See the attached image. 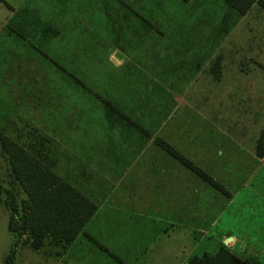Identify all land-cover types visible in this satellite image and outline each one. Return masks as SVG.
I'll return each instance as SVG.
<instances>
[{
	"label": "rangeland",
	"instance_id": "1",
	"mask_svg": "<svg viewBox=\"0 0 264 264\" xmlns=\"http://www.w3.org/2000/svg\"><path fill=\"white\" fill-rule=\"evenodd\" d=\"M138 1L0 0V131L79 189L94 193V201L103 205L102 212L108 216L104 237L117 234L126 239L153 238L154 242L174 240L178 263L192 250L198 255L215 252L219 245L215 246L218 240L213 235L229 236L226 231H216L220 226L210 221L218 219L217 207L227 206L230 198L219 195L222 190L191 175L180 163L170 177L172 167L162 156L155 158L157 151L151 147L141 150L148 137L144 140L140 130L126 124V118L111 115L115 107L105 100L133 120H141L149 131L159 129L160 137L174 129L191 132L187 146L212 148L217 165L207 169L218 184L231 189L253 176L251 189L264 197V69L250 65L247 75H236L227 60L223 85L195 69L189 86L183 80L175 81L174 89L184 99H164L167 93L158 84L169 85L174 80L167 75L168 56L163 53L169 39L160 41L163 45L154 56L152 39L159 32L175 31V25L178 33L186 27L192 32L215 28L218 8L206 11L210 0H160V8L152 6L155 0H143L142 6ZM167 16L175 17L177 23L157 22ZM200 16L208 17L209 25L186 23ZM125 51L132 61L125 56L126 62L116 66ZM224 53L226 56L230 50L224 49ZM255 57L263 59L260 54ZM135 60L144 61L143 66ZM145 68L168 80L159 76L156 83ZM150 110L153 114H143ZM254 143L255 157L251 151ZM204 155L211 163L209 152ZM10 172L0 145L2 196L14 194L20 202L27 195L13 183ZM255 202L257 207L264 206L257 198ZM157 207L160 217L169 221L153 222L139 214ZM191 207H209L213 215L207 216L203 228L208 234L197 249H192L198 243L197 234L192 245L189 231L205 222H197V218L183 221L188 217L167 214ZM11 214L0 202V264H8L13 248L18 252V264H109L98 260L95 252L90 253V262L89 252H85L86 257L75 263L69 254L64 260L50 255V247L33 249L23 242L20 231L9 230ZM227 215L230 219L231 214ZM148 224H154L149 233L145 232ZM100 247V256L114 258Z\"/></svg>",
	"mask_w": 264,
	"mask_h": 264
},
{
	"label": "crops",
	"instance_id": "2",
	"mask_svg": "<svg viewBox=\"0 0 264 264\" xmlns=\"http://www.w3.org/2000/svg\"><path fill=\"white\" fill-rule=\"evenodd\" d=\"M210 2L211 3L206 6V11H209L212 7L218 8L216 10L218 15L215 18L216 22H214L216 24L215 28L192 32L186 27L183 32L178 33L179 30L177 31V25H175L174 29L177 31V33L175 31L169 30L166 32V34L161 35L162 32H159V35L154 36L155 39H152V43L154 44L151 49L152 56H154L156 52H159L160 48H158V46L163 45L160 43V41L164 38L169 39V42L167 43V49L163 50V53L167 54L168 56V64L166 66L167 75L169 79L173 78L174 80H169V85H166L164 81L159 83V76H162L168 80L167 77L165 75L151 73V70L150 73H147L149 71L145 68V72L151 76L156 83H159V88H163L164 92L167 93L165 94L164 99H184L182 93L174 89V87L177 86L175 81L183 80L184 83L187 82L189 86L191 83L190 80H192L190 79L192 72L195 69L203 70L206 79L210 77L216 82V84L222 85L227 60L232 62V67L237 73L236 75L240 74L244 76L243 73L247 75L246 70L250 68V65L251 67L255 66L264 69V5H262L259 0H257L246 13L241 14L231 7L225 0H210ZM158 3H160V0L152 1V6L160 8L161 5ZM138 4L142 6L145 3L143 0H139ZM219 17L220 19L218 20ZM176 20L177 19L175 17L173 18L172 16H167L164 20L157 19V22L175 24L177 23ZM209 22L211 21L208 19V17L200 16L198 20L191 19L186 23H205L209 25ZM168 28H170V26H168ZM178 28L180 29L181 26H178ZM142 36H144V34H142ZM228 42L230 43L228 44ZM117 48L119 49V47ZM224 49L230 50V53H227L226 56L224 55ZM256 54H260L263 59L255 57ZM125 56L128 58V53H126V51L123 56H119V60L121 62L115 63V65L119 67L122 66V64L126 62ZM129 58L127 61L131 62L132 59L130 60ZM134 62L140 67H142L144 63V61L140 62L139 60H135ZM154 64V67L158 69L159 64L157 62H154ZM162 67L165 70L164 66ZM177 70L183 73L176 75L175 72ZM161 83H163V85ZM252 87L254 86L252 85ZM113 106L115 107L116 111L115 109L112 110L111 115L117 118L119 116V118L121 117L120 119L126 118L129 121L126 122V124L128 126L130 124L129 127H134L140 130L144 140L148 137L146 143L142 145L141 150L151 147L158 153L161 152V150L163 151L159 154L156 153L157 155L155 158L158 160L159 156H162L164 161L168 162L169 167H172V169L169 171L170 177L174 175V168L178 165V163L184 165L187 168L189 167L166 151L161 146V144L158 143V138L169 143L183 157L190 160L195 166L201 168L204 172L214 178L215 175H213V172L207 169L209 166L213 168L215 165H217V161L215 158H213L214 152L212 151V148H208L204 145L199 148L187 146L186 140H190L191 132L181 133L180 129H174L170 130L166 136L160 137L159 129L153 130L151 132L141 120L137 118L133 120L132 117L127 113H121L118 107H116L114 104ZM148 109H152L151 106H149ZM129 114L131 115V113ZM143 114H153V110L143 112ZM255 146L256 143H254L253 149L251 150L253 151V157H255ZM204 151L209 152V157L212 158L209 159L211 163L206 161L207 159L205 158ZM252 161H254V159H252ZM243 163L247 164L248 162L245 160ZM235 166H238V164H235ZM189 169L191 171V175H195L196 177L208 182L191 168ZM61 177L65 179L63 176ZM237 179L240 180L239 178ZM252 180L253 176L247 179H241L237 186L231 189H225V193L223 190L221 191L219 195L230 198L228 202L229 204L225 207H217L220 209V211L216 212L218 219L213 218L210 222L211 225L218 223V226L220 227L217 228L216 231H220L221 233L226 231L225 233L229 234V236L227 238L226 236H222V239L217 238L213 235L214 231L210 232V235H213L214 239L218 240L214 241L215 246L216 244L219 245L220 243L225 244L227 247L230 245L232 246V249L229 247L228 248L231 251L250 264H264V206L261 208L255 206L257 205L255 199L257 198L259 203L264 204V197H261L259 191L251 189ZM67 181L71 183L69 180ZM71 184L75 186L73 183ZM220 184L222 185V183ZM212 187L215 186L212 185ZM76 188L84 193L97 206L95 213L88 220L83 230L89 236L99 242V244L105 246L108 252H111L114 255V258L111 260H106V258L100 256L101 252L99 248L101 249V247L99 244L87 235L80 233L70 245V247L66 250V252L60 257L62 260H64L69 254L71 255L70 257L74 260V262L78 263L80 260H83L86 257L85 255L87 253L85 254V252H89L87 257L90 262V253L95 252L98 260L102 262H109V264H186L187 260L194 254L192 250L185 259L177 263L175 258L176 244L174 240L173 242L169 239L163 240L161 242H154L153 238L150 241H145L141 238L126 239V237H121L120 235L117 237V234H112V237L107 239L102 234L103 231H107L105 221L108 218V216L102 212L103 205L97 204L94 201V193L83 191L78 187ZM244 201H246V203H244ZM207 208L209 209V207ZM207 208L196 210L195 208L191 207L184 210H179V212H167V214L178 213L177 215L179 216H187V219H181L183 221H190L193 218H197V222H205L201 223L200 225H194L196 226L195 230L189 231V237L191 238V241L195 236V233L198 237V243L193 245L192 241V249L200 248L198 244L203 241V238L208 234V230L203 228V225L208 224L206 223L207 216L212 215L209 214V210ZM139 214L143 216L145 215L153 222L169 221L167 217H160V210L158 207L155 209L146 210L145 212ZM227 214H231L230 219L229 217L227 218ZM172 220L173 219H171V221ZM223 223H225V225ZM153 225L154 224H148L145 228V232H152ZM223 225L224 227L220 229ZM190 229H193V226H190ZM199 234H201V236H198ZM85 239L88 240L87 243H84ZM112 239L114 240V243H111ZM215 246L213 245L212 247L215 248ZM74 249L76 250L74 251ZM16 254L12 264H18V252Z\"/></svg>",
	"mask_w": 264,
	"mask_h": 264
},
{
	"label": "trees",
	"instance_id": "3",
	"mask_svg": "<svg viewBox=\"0 0 264 264\" xmlns=\"http://www.w3.org/2000/svg\"><path fill=\"white\" fill-rule=\"evenodd\" d=\"M237 12L246 13L257 0H225ZM264 5V0H259ZM106 103L114 107L109 101ZM264 133V130H263ZM158 143L170 154L217 189L225 191L210 175L183 157L173 146L158 138ZM0 145L6 154L13 183L27 196L18 202L15 195L3 198L0 178V202L4 203L12 214L9 218L10 231L26 234L23 240L33 249L50 247V255L61 257L80 233L94 238L84 230V226L95 213L97 206L84 193L63 179L51 165L29 152L18 142L0 131ZM261 149V146H257ZM262 155V153L260 154ZM18 243V242H17ZM104 250L107 248L101 244ZM108 251V250H107ZM16 249L9 253L7 263L12 264ZM186 264H250L220 243L215 252L205 251L192 255Z\"/></svg>",
	"mask_w": 264,
	"mask_h": 264
},
{
	"label": "built area",
	"instance_id": "4",
	"mask_svg": "<svg viewBox=\"0 0 264 264\" xmlns=\"http://www.w3.org/2000/svg\"><path fill=\"white\" fill-rule=\"evenodd\" d=\"M22 237H23V239H26V238H27V237H26V234H24Z\"/></svg>",
	"mask_w": 264,
	"mask_h": 264
}]
</instances>
